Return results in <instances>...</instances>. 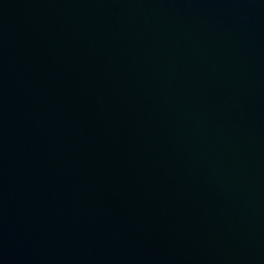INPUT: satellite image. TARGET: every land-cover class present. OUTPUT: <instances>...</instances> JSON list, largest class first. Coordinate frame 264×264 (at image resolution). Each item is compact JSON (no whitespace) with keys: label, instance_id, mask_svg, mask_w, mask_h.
<instances>
[{"label":"water","instance_id":"1","mask_svg":"<svg viewBox=\"0 0 264 264\" xmlns=\"http://www.w3.org/2000/svg\"><path fill=\"white\" fill-rule=\"evenodd\" d=\"M0 264H264V0H0Z\"/></svg>","mask_w":264,"mask_h":264}]
</instances>
